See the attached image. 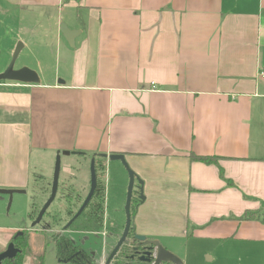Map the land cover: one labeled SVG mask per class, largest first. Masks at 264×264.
I'll return each mask as SVG.
<instances>
[{"label":"crops","instance_id":"obj_1","mask_svg":"<svg viewBox=\"0 0 264 264\" xmlns=\"http://www.w3.org/2000/svg\"><path fill=\"white\" fill-rule=\"evenodd\" d=\"M0 2L10 18L8 0ZM17 5L52 22L16 19L19 31L7 32L3 48L9 58L19 42L21 53L56 44L63 57L53 75L41 61L31 66L39 84L0 82V189H35L37 176L47 187L58 154L96 157L105 165L100 233L110 235L94 257L104 264L129 177L120 162L99 156L121 154L142 182L144 200L137 191L132 201L136 234L183 264H264V0ZM64 18L78 32L74 48L60 31ZM34 241L23 264H47L45 246ZM56 261L73 264L57 253Z\"/></svg>","mask_w":264,"mask_h":264},{"label":"rangeland","instance_id":"obj_2","mask_svg":"<svg viewBox=\"0 0 264 264\" xmlns=\"http://www.w3.org/2000/svg\"><path fill=\"white\" fill-rule=\"evenodd\" d=\"M5 11H9L10 18L5 16V14H2L0 8V70L3 68L7 69L12 60V57L11 59L9 58V52H6V50H4L3 48L5 47L6 49H8L9 47V44H7V42L10 36H7V32L13 33L19 31L20 24L19 21H17L16 23V19L19 20V18L24 19V17H26V19L29 21L31 16L32 18L34 17V24H41L42 26H48V23L52 22V20L38 17L37 15H40L39 13H34L33 15L29 16L28 13L26 14L23 9L20 8L19 5H17V0H8V3L5 6ZM62 23L64 25H68V27L72 26L68 18H64ZM11 56H13V54H11ZM62 57L63 51H61L56 44L50 45L49 48H46L45 51H40L37 49L30 50L28 52L23 51V53L20 54L16 61L15 69H21L23 67L31 68L32 65H36L38 61H41L44 64L43 68L49 70V74L53 75L55 71L59 69V66L61 67ZM31 69L34 70L33 68ZM61 162L62 169L60 174L59 192L57 199L43 218L41 226L36 227V229L31 230V228L29 227L31 226V221L33 222L35 218H37L38 213L41 209H39L38 207L36 215L31 219L32 199L33 197H37L40 201V199L49 197L51 194V189H48V185L46 187V182H42L41 178H39L40 176H37L34 182V186L36 187L35 189L30 187L28 190H25V194L14 195L11 207L9 209V197L0 195V252L5 251V247L8 246L10 241V234L14 233L15 229L22 228L20 232H23L25 234V241L23 245H25V248H27V254H29L30 252H34L32 243L36 242L34 240H37V243L38 245H40V247L45 246L47 264L57 263L56 245L53 242V239L57 235H64L66 237L70 236L73 241L81 246L84 252L94 255L96 254V257H99L101 255L105 247L104 237H102L101 235L96 236L94 234H77L75 232L80 231H75V229H73L72 227H70L67 231H64V227L71 220L70 218L72 214H74L75 216L80 207H78V205L75 203H80V205H82L88 195L87 191H90L89 183L91 181V162L83 163L79 162L76 157L68 159L64 156L61 157ZM55 163L56 158L54 167ZM66 165H68L69 167V172L66 171ZM100 169H102V171H105V165L101 166ZM37 175H39V173ZM49 175V179L52 182L54 176V168L53 170H51ZM114 183H116V178L114 180ZM42 189H46L45 192H35V190L38 191ZM63 191L66 195V198L64 199H62ZM111 213L117 215V212ZM122 214L123 220L119 222L120 224H118V228L115 226L116 222L108 227L109 231H111L112 233H119L117 234L118 236L116 242L114 243V247L116 246L124 231L126 222L125 208L121 215ZM81 233L86 234L93 232L81 231ZM39 240L40 242H38ZM37 243H34V245L36 246ZM160 244L162 243L160 242ZM162 246L164 245L162 244ZM114 247L108 250L107 256H105L106 261Z\"/></svg>","mask_w":264,"mask_h":264},{"label":"water","instance_id":"obj_3","mask_svg":"<svg viewBox=\"0 0 264 264\" xmlns=\"http://www.w3.org/2000/svg\"><path fill=\"white\" fill-rule=\"evenodd\" d=\"M60 31L67 40L68 44L74 48L75 47V38L78 34L77 31L70 30L67 25L62 24L60 27ZM23 50V44L19 42L14 50L12 60L8 68L0 73V82H16L21 84H39L40 83V77L39 74L32 70L29 67H23L21 69H15L16 61ZM103 159H108L109 161H118L122 164L124 169L126 170L128 177H129V185L127 190V199H126V206H125V215H126V222L124 231L117 242L116 246L110 253L106 264H111L112 261L118 256L121 248L125 246L128 241L129 237L134 234V239L138 242L146 245L149 247V250L147 252V255L151 256V261L154 264H183L182 260L167 250L165 247L160 244L158 241L154 240H148L147 237L141 236L136 234V227L134 225V218L132 216V201L134 194L139 191V200H144V195L142 191V182L138 178V176L135 174L134 171L131 170L130 166L128 165L126 158L124 155L121 154H112V155H101L99 156ZM62 169V162H61V156L58 154L56 163H55V169H54V176L52 179V187H51V194L48 198V200L45 202V204L42 206L41 210L38 213L37 218L31 223V228L34 229L41 225L42 220L52 204L55 203L58 192H59V181H60V174ZM97 168H96V157H94L91 161V186L89 194L87 195L85 201L80 206L78 212L76 215L69 221V223L64 227V231H67L72 224L86 211V209L89 207V204L91 203L96 190L98 186V177H97ZM137 183V185H136ZM25 190H6V189H0V195L8 196L9 197V205L8 209L11 207L13 197L16 194H25ZM23 232H19L15 238L23 236ZM75 244L76 242L73 241ZM22 250L17 248L13 242H11L7 249L3 251L0 254V263H2L4 260H13L15 259L19 254H22ZM95 256L94 254H92Z\"/></svg>","mask_w":264,"mask_h":264},{"label":"trees","instance_id":"obj_4","mask_svg":"<svg viewBox=\"0 0 264 264\" xmlns=\"http://www.w3.org/2000/svg\"><path fill=\"white\" fill-rule=\"evenodd\" d=\"M196 160H200L206 163H214L217 162L216 158H194ZM101 167V166H100ZM48 189H51L52 182L50 181L48 185ZM41 191V190H38ZM47 200L46 198L38 200L37 197H33L32 199V211H31V219L36 215L37 208H42ZM40 204V205H39ZM104 192L100 190L99 187L96 190V193L89 204L87 210L72 224V228L75 231H89L93 233H98L102 230L104 224ZM25 239L19 240V248L24 247ZM53 242L56 245V253L59 261L73 263V264H97L95 257L92 254L86 252H80L77 255V258H73L76 253V246L73 241L66 236H56L53 239ZM128 248L124 247L122 251H120L118 257L115 259V263L113 264H127L126 263V255L128 254ZM26 252L19 254V256L14 261V264H23L24 256Z\"/></svg>","mask_w":264,"mask_h":264},{"label":"flooded vegetation","instance_id":"obj_5","mask_svg":"<svg viewBox=\"0 0 264 264\" xmlns=\"http://www.w3.org/2000/svg\"><path fill=\"white\" fill-rule=\"evenodd\" d=\"M102 162V161H101ZM100 160L99 161H96V168H97V173H98V175H97V177H98V186H97V188L99 187V189L100 190H103V192H105V185H104V175H105V171H102V169H100L101 167H100ZM48 198L49 197H47V200H48ZM46 200V201H47ZM53 205V204H52ZM81 206V205H80ZM80 208V207H79ZM79 210V209H78ZM87 210V209H86ZM47 214V213H46ZM73 216H74V214H72V216H71V218L70 219H72L73 218ZM45 217V216H44ZM36 219V218H35ZM43 221V220H42ZM31 223H32V221H31ZM46 225V224H45ZM48 225V224H47ZM41 226V225H40ZM45 227V226H44ZM29 228H31V226L29 227ZM34 229H36V228H34ZM34 229H32L31 228V230H34ZM74 232V231H73ZM108 233V232H107ZM18 233H16L15 235H13L12 236V238H11V240H10V242H9V244L11 243V242H13L14 244H15V246L17 247V248H19L18 246H19V240L20 239H25V237H24V235L25 234H23V236H21V237H17V238H15L16 237V235H17ZM92 234H96L97 235V233H92ZM101 234V233H100ZM100 234H98V235H100ZM109 233H108V235L106 236V238L107 237H109ZM134 234H132L130 237H129V241H128V243L125 245V246H123L122 248H121V250L120 251H122V249L124 248V247H126V248H128V254L126 255V263L127 264H154L152 261H151V256H149V255H147V252H148V250H149V247L148 246H146V245H144V244H142V243H140V242H138L137 240H135L134 239V236H133ZM57 236H59V235H57ZM62 236H64V235H62ZM71 239V238H70ZM72 240V239H71ZM73 241V240H72ZM8 244V245H9ZM55 244V243H54ZM75 246H76V248H77V250H76V253L74 254V257L73 258H77V255L80 253V252H84L83 250H82V248H81V246L78 244V243H75ZM8 247V246H7ZM7 249V248H6ZM5 249V250H6ZM19 249H21L23 252L22 253H24V252H26V249L27 248H25V245H24V247H23V249L22 248H19ZM2 252H0V254H1ZM27 253V252H26ZM120 253V252H119ZM119 255V254H118ZM19 256V255H18ZM17 256V257H18ZM25 256H26V254H25ZM24 256V257H25ZM93 256V255H92ZM16 257V258H17ZM94 257V256H93ZM118 257V256H117ZM16 258L15 259H13V260H9V259H7V260H4L2 263H0V264H14V261L16 260ZM96 259V258H95ZM116 259V258H115ZM115 259L112 261V263L111 264H113V263H115ZM24 261V260H23Z\"/></svg>","mask_w":264,"mask_h":264},{"label":"built area","instance_id":"obj_6","mask_svg":"<svg viewBox=\"0 0 264 264\" xmlns=\"http://www.w3.org/2000/svg\"><path fill=\"white\" fill-rule=\"evenodd\" d=\"M260 77H261L262 79H264V70L260 73ZM101 234H102V236L104 237V239H106V236L108 235V233H107L106 231H104V232H102ZM103 260H104L105 263H106V257H105ZM105 263H104V264H105Z\"/></svg>","mask_w":264,"mask_h":264}]
</instances>
